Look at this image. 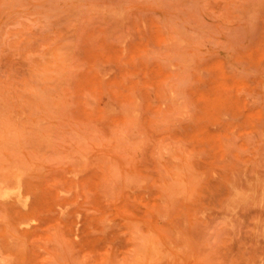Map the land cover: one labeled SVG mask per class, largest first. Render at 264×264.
Segmentation results:
<instances>
[{
  "label": "rangeland",
  "instance_id": "rangeland-1",
  "mask_svg": "<svg viewBox=\"0 0 264 264\" xmlns=\"http://www.w3.org/2000/svg\"><path fill=\"white\" fill-rule=\"evenodd\" d=\"M0 264H264V0H0Z\"/></svg>",
  "mask_w": 264,
  "mask_h": 264
}]
</instances>
